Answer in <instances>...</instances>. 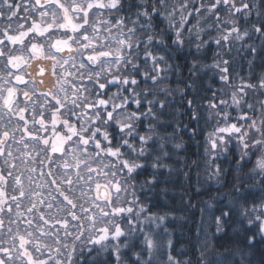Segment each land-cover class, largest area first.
<instances>
[{
  "label": "clouds",
  "instance_id": "obj_1",
  "mask_svg": "<svg viewBox=\"0 0 264 264\" xmlns=\"http://www.w3.org/2000/svg\"><path fill=\"white\" fill-rule=\"evenodd\" d=\"M0 264H264V0H0Z\"/></svg>",
  "mask_w": 264,
  "mask_h": 264
}]
</instances>
